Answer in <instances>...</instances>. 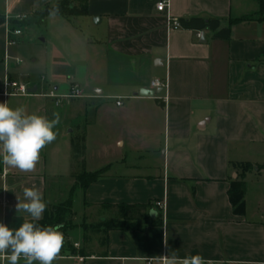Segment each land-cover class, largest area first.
I'll return each mask as SVG.
<instances>
[{"label": "crops", "instance_id": "obj_1", "mask_svg": "<svg viewBox=\"0 0 264 264\" xmlns=\"http://www.w3.org/2000/svg\"><path fill=\"white\" fill-rule=\"evenodd\" d=\"M57 1L0 0V103L49 120L60 115L56 140L34 171L6 166L0 152V223L7 216L32 221L15 205L34 187L47 207L69 199L81 206L56 259L64 264H160L165 252L264 264V200L252 209L246 203L243 217L229 202L241 174L236 165L252 166L245 185L251 172H264V0H169L163 13L162 0H88L78 27L61 16L35 20ZM168 13L179 29H167ZM34 25L46 30L40 41L49 46L37 69L48 79L19 59ZM9 29L22 30L21 43L7 45ZM157 79L168 88L153 90ZM9 81L36 93L14 95L5 90ZM73 86L84 98L57 106L48 97ZM143 90L154 96H140ZM79 131L87 172L102 171L86 190L72 177L71 138ZM121 204L150 210L130 231H107L102 224L119 219L108 205Z\"/></svg>", "mask_w": 264, "mask_h": 264}, {"label": "clouds", "instance_id": "obj_2", "mask_svg": "<svg viewBox=\"0 0 264 264\" xmlns=\"http://www.w3.org/2000/svg\"><path fill=\"white\" fill-rule=\"evenodd\" d=\"M53 119L27 114L23 106L12 109L0 103V152L3 163L21 172H32L40 160V152L56 140L53 130L60 123L59 113ZM24 201L17 197L16 211L28 213L32 221H39L47 208L42 193L34 187L23 189ZM154 214L155 213H150ZM62 224L41 227L25 221L17 229L0 223V264H18L21 257L26 264H53L64 245ZM165 248L167 245L165 244ZM160 264H213L200 254L178 257L166 252L159 257Z\"/></svg>", "mask_w": 264, "mask_h": 264}, {"label": "trees", "instance_id": "obj_3", "mask_svg": "<svg viewBox=\"0 0 264 264\" xmlns=\"http://www.w3.org/2000/svg\"><path fill=\"white\" fill-rule=\"evenodd\" d=\"M88 0H58L52 5H47L43 10L37 12L40 16L39 23H44V21L50 16H61L65 19H71L73 17H82L88 15L87 9ZM36 14V15H37ZM30 21V20H29ZM27 22H23L25 25ZM2 20H0V24ZM23 23H18L22 26ZM23 24V26H24ZM86 134L85 132H78L71 138V167H72V177L75 178L77 186L86 190L92 183L98 180L102 176V171L97 172H87L86 170ZM236 169L243 171L239 174L238 179L231 181L229 189V202L231 204L233 214L238 217H243L246 215V185L242 180L245 173L252 170V166L249 164H239L235 166ZM110 208L118 209L117 221H105L102 225L106 227L107 231L110 230H127L130 231L134 229L135 224L141 218L148 215L150 206L144 204H121V205H108ZM73 211V200L56 205L47 207L42 219L39 221H31L38 224L41 227L45 226H55L57 224H62L63 227L60 231L66 234L68 230L72 229L75 225L73 222L74 218ZM162 216L155 219L156 221H161ZM26 220L23 218H17L12 216H7L5 225L11 229H17ZM86 239V237H85ZM73 253H77L73 250ZM83 256L87 255L85 248L80 251Z\"/></svg>", "mask_w": 264, "mask_h": 264}, {"label": "rangeland", "instance_id": "obj_4", "mask_svg": "<svg viewBox=\"0 0 264 264\" xmlns=\"http://www.w3.org/2000/svg\"><path fill=\"white\" fill-rule=\"evenodd\" d=\"M35 20H39L40 16L37 14L35 17ZM72 24L71 26L74 27H78L77 24H79L78 20L76 19V17L71 18ZM41 34L42 36H40L39 38H33V36ZM46 34V30L45 28L41 27L40 25H34L32 26V28L30 29V31L27 33V35L30 36V39L32 38V40L29 41H25L24 43H21L18 47V50H20V54H19V59L23 61V66L24 67H31L34 70V73H40L39 78L40 79H45L46 76H44L42 74L43 69L41 68L40 70H38L37 68L40 67L41 65V54L42 52L45 50V47L49 46V42L48 43H43L40 40L43 39V37H45L44 35ZM36 57L39 58V62L38 63H34L33 61L34 59H36ZM46 79H48L46 77ZM68 89L67 84H65V88L63 89V91L65 92ZM243 171H241L242 173ZM256 171H253L249 174L247 180H246V195H245V201L248 204L249 208H256L258 205V201L260 199L264 200V172H262L261 174H255ZM264 202V201H263ZM81 206L78 205H74L73 211L77 212L80 215L81 211ZM83 213V212H82ZM73 236H75V233L73 234ZM4 264H7V262H4ZM18 264H26L25 259L24 258H20ZM33 264H39L38 261H34ZM53 264H64L61 261H57L54 260Z\"/></svg>", "mask_w": 264, "mask_h": 264}, {"label": "built area", "instance_id": "obj_5", "mask_svg": "<svg viewBox=\"0 0 264 264\" xmlns=\"http://www.w3.org/2000/svg\"><path fill=\"white\" fill-rule=\"evenodd\" d=\"M157 10L161 13L163 12H169L170 10V1L169 0H162L157 4ZM181 27V23L178 18L173 17L171 14H167V29H179ZM23 39V32L21 29H9L8 30V42L7 45L9 47L15 46L22 42ZM20 62V61H19ZM151 88L153 90H165L168 88V83L166 81L161 80H153L151 82ZM13 89L14 95H22L27 96L29 95V90L25 85L16 83V82H7L5 84V90ZM8 95V94H6ZM51 99L55 101V104L57 106H60L65 100L70 99H81L84 98L83 90H81L78 86H73L69 90V92L65 95H57L56 93L52 92L48 95ZM167 99V98H166ZM122 102H117V106H121ZM155 207L161 211V213H164L165 211V202L159 201L156 202ZM83 258H80V261H83ZM148 264H151L150 262Z\"/></svg>", "mask_w": 264, "mask_h": 264}, {"label": "water", "instance_id": "obj_6", "mask_svg": "<svg viewBox=\"0 0 264 264\" xmlns=\"http://www.w3.org/2000/svg\"><path fill=\"white\" fill-rule=\"evenodd\" d=\"M36 90H29V93H36L35 92ZM140 96L142 97H149V96H154V92L152 91H149V90H143L141 93H140ZM153 216V214H152Z\"/></svg>", "mask_w": 264, "mask_h": 264}]
</instances>
